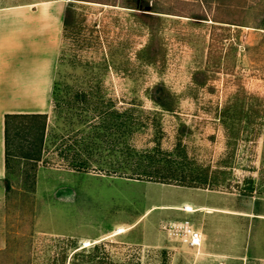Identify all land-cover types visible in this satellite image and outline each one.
<instances>
[{
	"label": "rangeland",
	"instance_id": "rangeland-1",
	"mask_svg": "<svg viewBox=\"0 0 264 264\" xmlns=\"http://www.w3.org/2000/svg\"><path fill=\"white\" fill-rule=\"evenodd\" d=\"M48 1L75 20L47 118L12 124L0 264H264V0L0 8Z\"/></svg>",
	"mask_w": 264,
	"mask_h": 264
},
{
	"label": "crops",
	"instance_id": "crops-1",
	"mask_svg": "<svg viewBox=\"0 0 264 264\" xmlns=\"http://www.w3.org/2000/svg\"><path fill=\"white\" fill-rule=\"evenodd\" d=\"M64 11L59 1L0 8V183L7 175L5 116L50 110ZM185 207L176 210L196 211Z\"/></svg>",
	"mask_w": 264,
	"mask_h": 264
},
{
	"label": "trees",
	"instance_id": "trees-1",
	"mask_svg": "<svg viewBox=\"0 0 264 264\" xmlns=\"http://www.w3.org/2000/svg\"><path fill=\"white\" fill-rule=\"evenodd\" d=\"M73 1H88V0H73ZM74 2H69V5L65 8V11H64V30L68 27H70L74 20H75V9H74V5H73ZM127 8H134V9H137L135 7H131L129 6L128 4V7ZM144 8H145V13L142 14L143 17H147L148 14H146V12H154L152 10H149L150 9V6H149V3L145 4L144 5ZM206 20V19H204ZM159 105H161L162 107H167L165 104H163L162 102H158ZM37 118H42V119H46L47 116L46 115H42V114H31V115H24V114H7L5 116V135H6V155H7V158H8V144H9V138H10V132H11V128H12V124L15 120H22V119H37ZM26 128V127H25ZM44 130H45V125L42 126V135L44 133ZM43 137V136H42ZM41 137V141H40V146H42V139ZM185 181V180H184ZM184 183H187L186 185L188 187H199V185H195L193 183H189V182H184ZM203 185L205 186V188H210V187H215V186H218L219 183L217 182H209L208 180H206ZM207 186V187H206ZM253 192V191H252Z\"/></svg>",
	"mask_w": 264,
	"mask_h": 264
},
{
	"label": "built area",
	"instance_id": "built-area-1",
	"mask_svg": "<svg viewBox=\"0 0 264 264\" xmlns=\"http://www.w3.org/2000/svg\"><path fill=\"white\" fill-rule=\"evenodd\" d=\"M176 236H183L190 248H200L203 243V234L189 222L170 223L167 227Z\"/></svg>",
	"mask_w": 264,
	"mask_h": 264
}]
</instances>
